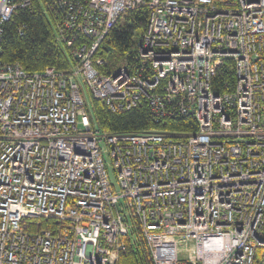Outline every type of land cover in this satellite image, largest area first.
<instances>
[{
  "label": "built area",
  "instance_id": "2783aa9c",
  "mask_svg": "<svg viewBox=\"0 0 264 264\" xmlns=\"http://www.w3.org/2000/svg\"><path fill=\"white\" fill-rule=\"evenodd\" d=\"M38 1L75 64L0 63V264H117L126 238L153 264H264V0ZM31 3L0 0V53ZM143 5L133 67L99 72L98 46ZM81 83L112 112L145 103L196 130L102 133Z\"/></svg>",
  "mask_w": 264,
  "mask_h": 264
},
{
  "label": "trees",
  "instance_id": "16d2710c",
  "mask_svg": "<svg viewBox=\"0 0 264 264\" xmlns=\"http://www.w3.org/2000/svg\"><path fill=\"white\" fill-rule=\"evenodd\" d=\"M147 1V0H145ZM145 5L122 14L98 46L94 58H101L103 65L97 70L108 74L121 66L132 68L135 63V46L147 23ZM0 63H18L25 72H41L51 67L67 72L75 61L67 50L56 42L51 19L43 12L38 0L30 7L16 9L3 28ZM234 82L233 67L226 64L213 80L216 94L231 90ZM88 115L92 124L105 134L133 133L151 129L177 131L196 130L191 118L164 120L156 124L145 103L125 111H110L102 102L93 100ZM126 249L119 255L117 264H153L144 240L134 245L125 239Z\"/></svg>",
  "mask_w": 264,
  "mask_h": 264
},
{
  "label": "rangeland",
  "instance_id": "374dc122",
  "mask_svg": "<svg viewBox=\"0 0 264 264\" xmlns=\"http://www.w3.org/2000/svg\"><path fill=\"white\" fill-rule=\"evenodd\" d=\"M80 90L82 92V95L84 97V101L88 104H91V99H90V96H89V92L86 88V86L84 84H80ZM106 170H107V173H108V177L110 179V182L112 185H116L117 181H116V176H115V173L113 172L112 170V167L110 165V163L107 164V167H106Z\"/></svg>",
  "mask_w": 264,
  "mask_h": 264
}]
</instances>
